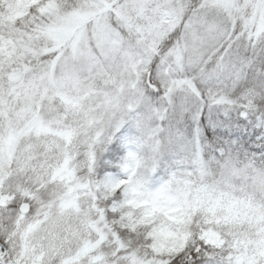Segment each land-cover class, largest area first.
<instances>
[{"label":"clouds","instance_id":"9594fccd","mask_svg":"<svg viewBox=\"0 0 264 264\" xmlns=\"http://www.w3.org/2000/svg\"><path fill=\"white\" fill-rule=\"evenodd\" d=\"M0 264H264V0H0Z\"/></svg>","mask_w":264,"mask_h":264}]
</instances>
